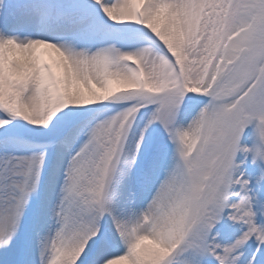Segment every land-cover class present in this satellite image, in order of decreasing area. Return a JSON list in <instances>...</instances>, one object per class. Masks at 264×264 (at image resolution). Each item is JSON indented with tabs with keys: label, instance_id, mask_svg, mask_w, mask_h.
<instances>
[{
	"label": "snow or ice",
	"instance_id": "6c2138e0",
	"mask_svg": "<svg viewBox=\"0 0 264 264\" xmlns=\"http://www.w3.org/2000/svg\"><path fill=\"white\" fill-rule=\"evenodd\" d=\"M0 264H264V0H0Z\"/></svg>",
	"mask_w": 264,
	"mask_h": 264
}]
</instances>
